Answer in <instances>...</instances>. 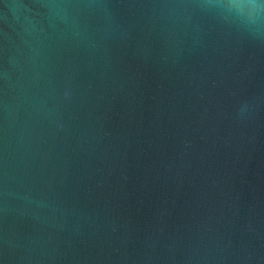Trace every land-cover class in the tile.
I'll return each mask as SVG.
<instances>
[{
    "label": "water",
    "instance_id": "obj_1",
    "mask_svg": "<svg viewBox=\"0 0 264 264\" xmlns=\"http://www.w3.org/2000/svg\"><path fill=\"white\" fill-rule=\"evenodd\" d=\"M0 264H264V8L0 0Z\"/></svg>",
    "mask_w": 264,
    "mask_h": 264
},
{
    "label": "clouds",
    "instance_id": "obj_2",
    "mask_svg": "<svg viewBox=\"0 0 264 264\" xmlns=\"http://www.w3.org/2000/svg\"><path fill=\"white\" fill-rule=\"evenodd\" d=\"M255 5H258L260 8H264V0H251Z\"/></svg>",
    "mask_w": 264,
    "mask_h": 264
}]
</instances>
